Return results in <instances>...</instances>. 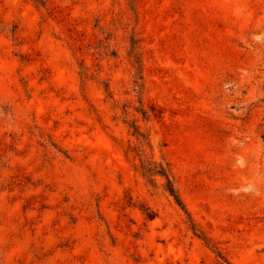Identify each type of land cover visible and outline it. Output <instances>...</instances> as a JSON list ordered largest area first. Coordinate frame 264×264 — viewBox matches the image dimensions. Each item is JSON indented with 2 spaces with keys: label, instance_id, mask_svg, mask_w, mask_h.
<instances>
[{
  "label": "rangeland",
  "instance_id": "obj_1",
  "mask_svg": "<svg viewBox=\"0 0 264 264\" xmlns=\"http://www.w3.org/2000/svg\"><path fill=\"white\" fill-rule=\"evenodd\" d=\"M0 264H264V0H0Z\"/></svg>",
  "mask_w": 264,
  "mask_h": 264
},
{
  "label": "trees",
  "instance_id": "obj_2",
  "mask_svg": "<svg viewBox=\"0 0 264 264\" xmlns=\"http://www.w3.org/2000/svg\"><path fill=\"white\" fill-rule=\"evenodd\" d=\"M171 192L173 193V195H175V197H178L177 195H176V191L175 190H171ZM178 199V198H177Z\"/></svg>",
  "mask_w": 264,
  "mask_h": 264
}]
</instances>
